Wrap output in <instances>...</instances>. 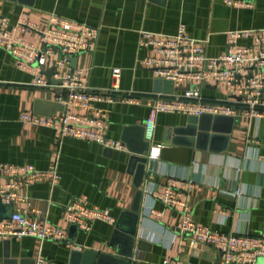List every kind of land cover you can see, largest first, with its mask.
Instances as JSON below:
<instances>
[{
	"label": "crops",
	"instance_id": "1",
	"mask_svg": "<svg viewBox=\"0 0 264 264\" xmlns=\"http://www.w3.org/2000/svg\"><path fill=\"white\" fill-rule=\"evenodd\" d=\"M229 1L250 6H232ZM0 10L12 25L27 13L40 30L49 27L52 15L99 27L96 50L72 57L69 63L73 70L88 72L93 90L111 89L113 69H121L122 93L112 95V103L104 97L96 106L108 112V136L125 147L117 151L70 137L61 139L51 128L23 124L25 113L61 115L60 90L32 85L34 72L20 69L17 58L0 48V166L56 167L60 175L56 185L46 180L20 189L21 200L9 207L65 229L69 239L23 237L0 242V264H37L39 259L47 264H84L89 255L117 254L125 249L122 238L135 226L134 208L139 220L131 262L137 264L160 263L166 258L186 264H227L215 246L192 244L191 235L180 231L185 212L199 226L216 232L264 234V118L238 114L194 120L183 114H160L150 142L151 149L161 146L159 157L146 153L149 162L144 175L139 163L131 167L132 157L147 142L144 128L153 95L170 91L163 79L160 82L140 64L156 55L140 46L142 32L174 35L184 24L193 38L209 39L207 55L217 57L227 51L231 31L264 29V0H5ZM24 38L40 46L38 32ZM43 69L46 79L60 85L51 62ZM227 92L224 84L202 89L212 101ZM128 94L136 96V103L125 101ZM5 181L0 172V183ZM181 182H193L195 187L189 190ZM169 186H175L178 201L185 207H166L157 199ZM75 200L103 210L115 222L94 220L89 230H71L65 209ZM152 211L161 216L149 214ZM257 264H264V258Z\"/></svg>",
	"mask_w": 264,
	"mask_h": 264
},
{
	"label": "built area",
	"instance_id": "2",
	"mask_svg": "<svg viewBox=\"0 0 264 264\" xmlns=\"http://www.w3.org/2000/svg\"><path fill=\"white\" fill-rule=\"evenodd\" d=\"M5 0H0V7ZM229 5L248 7L243 1H229ZM39 33L40 46L27 42L24 35ZM100 35V29L87 23L50 16L49 27H40L30 20V15L23 13L18 22H11L1 15L0 10V48L7 50L18 60V66L35 74L32 85L60 90L57 102L63 105L61 115L43 117L25 113L22 123L25 125L48 127L59 138L70 137L77 140L97 143L105 148L123 151L125 147L108 136V112L96 104L104 101L113 102L114 94H121L120 68L113 69L114 85L109 90H93L88 82L86 70H73L69 60L84 53L94 52ZM242 40L250 41L241 44ZM209 39L193 38L184 24L179 25L176 34L162 35L142 32L140 46L155 51L153 57L140 60V64L150 69L160 79L173 82L178 92L153 95L149 104V116L145 122V136L152 142L160 114H183L190 117L203 115L236 117L243 114L250 118H264V29L235 30L229 33L228 49L225 53L210 57L206 47ZM52 63L54 77L61 81L55 85L43 76V68ZM36 65V67H33ZM209 84L227 86L225 97L212 101L205 98L202 89ZM127 95L126 102L136 103V96ZM133 97V98H131ZM79 111V112H78ZM85 112L86 114H82ZM161 146L152 148L150 156L159 157ZM0 202L13 206L21 198L18 191L49 180L56 185L60 175L56 167L39 170L32 165L0 166ZM192 190L193 182H181ZM180 194L175 186H169L157 194L166 207L185 204L178 201ZM149 214L160 213L152 211ZM65 218L70 224H76L82 230H89L94 220L114 223L115 219L103 210L90 208L80 200L70 203L65 209ZM180 231L191 235L192 244L200 243L215 246L227 264H257L264 258V234L260 236L220 233L210 227L199 226L185 212L180 223ZM34 237L41 241L69 242L65 229L48 222H38L27 214L26 210L16 208L9 219L0 222V242ZM78 249V248H77ZM37 264H47L39 259ZM131 264H137L132 260ZM155 264H186L178 259L166 258Z\"/></svg>",
	"mask_w": 264,
	"mask_h": 264
},
{
	"label": "water",
	"instance_id": "3",
	"mask_svg": "<svg viewBox=\"0 0 264 264\" xmlns=\"http://www.w3.org/2000/svg\"><path fill=\"white\" fill-rule=\"evenodd\" d=\"M46 76L49 78V74H46ZM161 80L162 79H160L159 81L160 82L164 81L166 84H168L170 86V91H165V94L174 93V90H175L174 87L175 86H174L173 82L167 81V80H162V81ZM158 93H161V91H159ZM59 105H60L61 109H63V105L62 104H59ZM219 117H226V116L203 115L200 117H193V118H194V120H196L195 118H199V119L203 120L202 118H219ZM190 122H193V119ZM144 130H145V128H144ZM151 152H152V149L150 147V142L147 141L145 144V147L142 150L138 151L136 153V155H134L132 157L131 167H133V165H135V163H139L138 164L139 170L141 171L142 175H144L145 171H146V166L149 162L148 158L145 155H146V153H151ZM141 195H142V193L138 194V196H141ZM12 213H13L12 207L3 205L0 202V221H2L4 219H9L11 217ZM131 214L134 216L136 221L134 220L135 226L133 227V229L128 231L125 234L124 238H122L123 243L125 245V249L121 250V251L119 250L117 252V254H114V255H99L98 256L95 254L94 257H91L89 255V259H87V257L84 258L85 259L84 264H131V259L135 255L136 229H137V224H138V220H139L138 209L134 208L132 210ZM76 228L78 229V225H76V224H73L71 226V230H74ZM113 246H116V244L113 243ZM75 255L83 257V255L82 254L80 255L79 252H74V256Z\"/></svg>",
	"mask_w": 264,
	"mask_h": 264
}]
</instances>
